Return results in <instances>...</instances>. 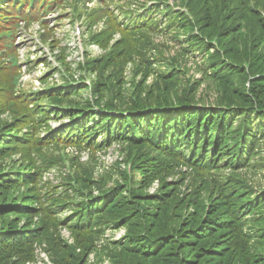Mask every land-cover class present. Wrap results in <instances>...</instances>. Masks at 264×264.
<instances>
[{
  "label": "trees",
  "instance_id": "trees-1",
  "mask_svg": "<svg viewBox=\"0 0 264 264\" xmlns=\"http://www.w3.org/2000/svg\"><path fill=\"white\" fill-rule=\"evenodd\" d=\"M62 1L0 0V264H36L43 242L45 264H264V230L252 244L243 232L263 202L247 173L264 169V0L135 2L137 14L125 10L129 23L107 19V37L86 31V44L103 48L121 31L105 53L86 51L76 63L90 85L80 73L75 84L13 95L20 65L5 57L18 21L38 20ZM72 8L73 23L78 0ZM160 34L174 43L155 42ZM202 85L215 92L212 106L201 105ZM51 114L70 119L54 140L89 153L85 163L68 158L57 183L44 173L64 160L46 154L51 143L31 130ZM113 142L119 158L97 174L96 153ZM222 167L229 173L220 179ZM207 191L216 197L198 211ZM238 207L245 213L236 224ZM121 227L119 240L98 245L105 230Z\"/></svg>",
  "mask_w": 264,
  "mask_h": 264
},
{
  "label": "rangeland",
  "instance_id": "rangeland-1",
  "mask_svg": "<svg viewBox=\"0 0 264 264\" xmlns=\"http://www.w3.org/2000/svg\"><path fill=\"white\" fill-rule=\"evenodd\" d=\"M54 0H49V6H51L52 2ZM148 0H106V2L109 4L110 9H113L115 14L118 13V6H128L131 5L135 10L132 11V14L135 15V12L139 9V6H135V2L139 3H147ZM95 4H97V1H95ZM66 6V7H64ZM58 10H50L48 14L45 16L47 19V23H44L46 25L47 29L44 31V35L41 34L43 31V25L38 23L37 21H26V20H19L17 23V32L15 33L14 39L15 44L11 48H9V56L5 57V59H13L14 55L17 57V63H19V68L23 66L26 67L25 75L22 79L25 81H33L35 85H39L36 78H39L40 75H43L45 72L48 71V66L39 65L37 67L35 66V59H44L47 60L48 58H51L54 62L53 65L57 67V70L63 69L69 77L72 74V70L70 69V66L68 64V61H71L74 63L77 61L80 57V49L83 45L82 38L83 36L81 33L78 35L76 33V27L77 23H79V20H75V24L73 25L69 20L72 19V17H68V11H69V2L68 0H63L61 4L58 5ZM60 8V9H59ZM121 19H124V15H121ZM28 23V24H26ZM84 25V24H83ZM81 30V29H80ZM171 36H162L155 35V42H161V41H171L174 43L175 40L170 38ZM90 47V46H89ZM177 48V47H176ZM61 49L64 50V54L66 55L65 60L62 59L60 53ZM90 49V48H89ZM174 50H170V53H172ZM91 54H96L99 51L97 50H90ZM58 57V58H57ZM196 58V57H193ZM30 59L32 61L28 62ZM51 67V66H50ZM83 70V69H82ZM82 70H74L75 77L79 75V72H82ZM129 70H127V73ZM193 73L194 76L200 77L199 73H194L193 70L189 71V74ZM56 78V83L59 85L62 83H66L67 78L62 77V75L59 73H56L54 75ZM151 77H149L148 82L150 83ZM131 86L126 85V88H130ZM203 88V85L198 91V97L203 98L202 102H205V104L201 105H211L209 102H212V99L215 96V92L211 85L207 88L205 91ZM15 90L23 91L24 88H18L17 82L15 85ZM27 91V90H26ZM86 92H81V97H86ZM125 97L128 96L125 93ZM79 98V97H77ZM216 134L213 133L212 138ZM119 144L118 142H113L107 149L106 152H99L96 155L100 158L102 161L101 165H98L96 168V173L99 174L100 172H103V169L106 166L111 165L117 158H119ZM264 142H260V145H263ZM62 147L60 149V156L64 158L66 161L68 156L66 158L61 152ZM88 152V151H87ZM48 153H55L56 151L50 150ZM84 161V160H83ZM66 163V162H65ZM107 169V168H106ZM221 179L224 178L228 173L229 170L222 167L221 168ZM54 175V172L51 171L49 176ZM247 179L248 182L253 185V189L255 193L261 194L263 198V202L260 206L259 213L257 216L247 220L243 225V232L245 237L247 238V241L249 244H252L256 241V236L260 235L262 233V230H264V169H259L255 172H249L247 173ZM49 186V185H47ZM156 188V183L151 185L149 187V192H153ZM216 194H209V191L204 192L199 200L198 203V211L205 210L202 212H206L208 200L215 198ZM207 209V210H206ZM250 215H246L245 217H249ZM30 218V215H24L20 219L19 227L23 225V220ZM66 231V230H63ZM125 233V228L121 227L116 230H107L106 235L109 236L107 240H119ZM90 259H93V255H90ZM50 261L47 258V255L45 253L42 254L40 261L37 264H42L44 262ZM103 264H111L110 260L108 258H105L103 261Z\"/></svg>",
  "mask_w": 264,
  "mask_h": 264
},
{
  "label": "clouds",
  "instance_id": "clouds-1",
  "mask_svg": "<svg viewBox=\"0 0 264 264\" xmlns=\"http://www.w3.org/2000/svg\"><path fill=\"white\" fill-rule=\"evenodd\" d=\"M95 1H97V4H95ZM68 2H69L68 17H70V18L72 17V19H73V8H72V6L74 4V0H68ZM64 7H66V6H64ZM117 8H118V13L115 14L114 10L110 9L109 4L106 2V0H78V11L84 12V15H82V17H84V19L81 17L79 19V21H78L79 23H77L78 25L76 27V33L78 35L81 33V35L83 36L82 41H83V44L85 45V48H86L83 51V53L81 52L82 55L86 54V51L89 53L90 56H94L95 57V56L102 55L103 53H105L108 50V48L114 46V44L118 40H120L121 31L120 30H116L115 33L112 34V37L109 39V46L107 48L101 47L95 41L90 42V44H86V39L88 38L87 37L88 33L86 32L87 30L91 31V33H97V34H100V36L107 37L109 32H108V26L106 24V21H107V19H109L110 16L114 17L116 19L117 23L119 22L121 25L129 23V21H130V13H126L125 12V10H127V6H121L120 5ZM52 9L58 10V8H54V7ZM52 9H50V10H52ZM48 12H47V14H48ZM46 15H44L41 18H39L38 20H35L38 23H40L41 25H43V29H42L43 31H45L47 29L46 25H44V23H47V19L45 18ZM121 15H124V19H121ZM131 15H133V14H131ZM69 21L72 23L71 20H69ZM32 22L33 21H31V23ZM75 22H73L72 24L74 25ZM26 24H28V23H26ZM87 25L89 26L88 29L86 28ZM43 31L41 32L42 35H44ZM90 50L91 51L92 50H97L99 52L96 53V54H91ZM30 61H32V59H30L28 62H30ZM50 62H52V61L44 60V59H35V66L34 67H37L39 65H42L43 67H44V65L48 66V71L45 72L43 75H40L39 78H36V80H37L39 85H35L33 83V81H25L24 79H22L23 76L25 75V70H26V67L22 65V67L19 68V75H18V78H17L16 82H17L18 88H24V90L19 92L18 90H15V88H14L15 92L13 93V95L31 93V91L33 89H35V88H37L39 86L40 87L41 86H51V85L55 84L56 83V78L54 77V75L56 73H59V72L56 71V70H53L52 67H50ZM71 66H72V69H71L72 73L75 72L74 70H76V68H77V70L79 69L76 64H72ZM79 70H81V69H79ZM80 73L81 72H79V74ZM47 75H48V78L44 81L43 79ZM73 76H75V73H74ZM51 116H52V114H51ZM8 118L9 117H5L4 119H8ZM66 124H68V121H66ZM33 127H34V124H33L32 128H31V130L33 129ZM41 127L42 128L40 129V131L37 132L38 136H39V134L45 133L50 128V127H45L44 125H42ZM54 142H56V143H54ZM56 144L58 146H56ZM61 147H62L61 152L64 155V157L66 158V156H68V155L65 154L67 152V150L65 148V145L64 144H60L58 141H53L50 145L45 146L44 147V151L48 155H55V156H59L60 158H62L60 156ZM50 150L56 151L57 154L48 153V151H50ZM69 157H70V155H69ZM15 158H17V156H15ZM63 160H64V158H63ZM50 171H51V167L48 170H45V174H44V177H43L44 181L47 182L48 180H50V181H52V183H57L60 180V178L55 176V175L49 176ZM46 188L47 187L43 188V190H45ZM244 213H245V210L241 209L240 207H238V209L235 210L234 214H235V217H236V224H238V221L240 220V218L243 217ZM62 216H64V214ZM34 220H36V217L34 218ZM45 245L46 244L44 242L41 245L35 244V252L38 255V260H37L36 264L40 261V258H41L43 253H45L47 255V252L45 251V247H46ZM47 258H48V256H47ZM45 263H50V261L44 262L42 264H45ZM26 264H34V263L28 262Z\"/></svg>",
  "mask_w": 264,
  "mask_h": 264
}]
</instances>
